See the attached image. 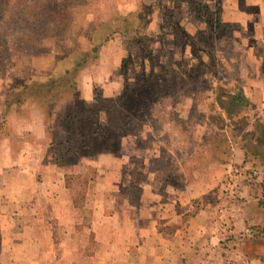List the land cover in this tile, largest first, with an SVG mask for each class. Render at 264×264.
<instances>
[{
    "label": "crops",
    "instance_id": "obj_1",
    "mask_svg": "<svg viewBox=\"0 0 264 264\" xmlns=\"http://www.w3.org/2000/svg\"><path fill=\"white\" fill-rule=\"evenodd\" d=\"M158 1L190 35L205 24L188 0ZM213 2L243 52L240 88L264 115V0H206V5ZM159 10L152 4L147 33L161 20ZM114 50L110 59L119 79L122 52ZM108 55L102 46L98 62H104V71ZM82 73L75 95L85 104L93 87L82 82ZM2 100L0 264H264V243L243 245L238 239L251 228L264 229V202L250 195L248 186L237 200L216 192L219 184L228 187L222 181L228 164L209 163L201 175L179 185L168 178L167 165L153 166L158 153L146 149L139 165L132 161L137 134L125 136L126 153L103 150L87 156L82 147L77 155L58 159L49 110L54 113L64 100L50 109L28 101L19 109H3ZM73 173L85 180L80 204L72 190ZM135 182L141 192L132 199L124 188ZM89 242L94 249L87 253Z\"/></svg>",
    "mask_w": 264,
    "mask_h": 264
},
{
    "label": "rangeland",
    "instance_id": "obj_2",
    "mask_svg": "<svg viewBox=\"0 0 264 264\" xmlns=\"http://www.w3.org/2000/svg\"><path fill=\"white\" fill-rule=\"evenodd\" d=\"M192 1V5L188 3L205 24L196 33H187L186 37L182 34L183 28L180 25L181 31L176 30L172 24L164 23L168 19L178 24L172 19L170 7L158 0H37L35 4L17 0V4L21 3L22 7L31 6L21 12L24 19L22 25L26 27L30 21L37 20L42 12L50 13V20L46 22L50 21L51 24H41L38 27V31L44 27L42 44L28 41L18 56L0 66V89L7 88L14 80L29 73L49 72L55 59L70 48L89 50V36L92 35L95 44L103 43L99 47L106 48L109 64L104 71V62L92 60L93 55L90 54L82 69L85 78L81 80L83 83L86 80L87 86L90 83L92 87L95 85L105 99L118 97L125 87L119 110L136 123L131 125V129L111 131L106 128L103 115L98 111L99 104L92 103L93 96L91 102L82 104L76 93L73 96L67 93L69 95L64 102L59 103L61 106L58 105L52 113L51 118L56 121L52 127L54 142L68 140L74 146L77 144L75 135L83 134L90 136L86 143H92L94 149L87 148V156L103 150L126 153L124 144L129 137L125 136L137 134V141L132 144L137 155L133 156L132 161L139 165L146 149L158 153L159 157L153 160V166L162 168L167 165L168 178L178 181L179 185L181 179L191 180L201 175L209 163L223 165L218 161L210 162L209 159L213 153L220 156L219 152L229 146L228 155H221L227 157L225 163L229 166V171L223 175L225 178L222 180L223 183H228V187L226 190L221 189L219 184L216 192L225 193L233 188V199L237 200L241 198L238 197L239 193L248 186L250 195L264 202V149L255 141L259 130L264 126V115L252 105L249 108H236L228 117L217 102L219 99L226 104L227 99L223 96L242 85L239 66L243 52L235 40L234 29L229 24L218 23V2L206 5V0ZM10 2L11 0L8 1L7 8L12 10L14 7ZM154 3L160 5L161 20H158L155 31L147 33L146 27L153 21L147 19ZM138 12L146 14L147 19L139 26L138 34H135L134 29L139 22L136 20ZM23 32L26 33L25 39L38 37L34 30ZM107 45L111 47H106ZM116 48L121 49L122 59L127 62L130 60L126 80L122 78L121 68L119 79L112 69L114 62L110 58ZM33 52L36 54L30 55ZM113 88L115 90L110 93ZM5 95V91L0 92V100ZM69 106L89 112L92 118L97 116L96 125L91 120L83 119L73 125L60 124L64 110ZM219 115L222 117L217 118ZM256 117L261 121L256 122ZM223 124H227V142L217 136L221 134L222 131L218 128ZM123 126L127 128L128 125ZM94 132L97 136L100 134L99 141L92 135ZM131 139L134 140L133 137ZM63 146L65 145H57V148ZM255 152H259V159L250 155ZM79 169L80 166L74 172ZM141 171H136L137 175ZM70 176L74 196L80 204L81 197L77 193L81 188L85 189L86 185L78 180V173ZM89 176L92 174L83 178ZM124 191L135 199L141 188L135 182L126 186ZM91 249H94V244L89 242L87 253Z\"/></svg>",
    "mask_w": 264,
    "mask_h": 264
},
{
    "label": "trees",
    "instance_id": "obj_3",
    "mask_svg": "<svg viewBox=\"0 0 264 264\" xmlns=\"http://www.w3.org/2000/svg\"><path fill=\"white\" fill-rule=\"evenodd\" d=\"M8 1L9 0H0V66L10 61L12 57L18 56L19 53L24 50V45L28 41L35 42L38 45L42 44L44 41L42 36V30H44V27L39 31L38 27L41 24H51L50 21L46 22V20H50V13L42 12L37 16L36 19L43 21L38 22L37 20H28L30 21V23H27L25 27L24 25H22V21H24V19L21 12H25L24 9H30L31 6L28 5L26 7H22L20 6V2V4H17V0H11L10 5H13L14 7L11 10L10 8H7V4H9ZM24 1L35 4L37 0ZM188 2L190 4L194 3L192 0ZM146 17L147 15L144 13L142 14L141 12H138V14H136V20H139V22L134 29L135 34H138V28L141 24L144 23V20L147 19ZM164 23L172 24V26L176 30L181 29L179 24H176L172 20L165 19ZM218 23L222 22L219 20ZM24 30H26L27 33L28 31L34 30L37 33L38 37L32 36L25 39L26 33L23 32ZM181 32L184 36L188 37L187 32H185L184 30H182ZM89 38L91 44V48L89 50L84 51L78 47L70 48L66 52H63L59 57H57V59H55L53 66L48 73H29L23 78L14 80L12 84L7 88H1L0 92L4 93L5 91L6 93L5 97L2 100L3 109L11 105H15L16 109H19L27 101L34 102L37 105L44 107L47 106V108L50 109L53 105L59 103L61 100L63 101L64 99H66L67 95L71 94L73 96L77 90V77L80 71H82L83 69L86 57L92 54V60L98 59V51L100 48L99 46L103 44H95L94 37L92 35H90ZM32 54L36 53L33 52L30 55ZM129 62L130 60H128L127 62L126 59H122L121 61V74L124 80H126L127 77V65L129 64ZM124 88L125 87H123V89ZM123 89L119 93L118 97H113L111 99L102 98L95 85L93 86L92 90V103L99 104L98 111L103 115L104 121L107 124L106 128L114 132L121 131L122 129H131V125L136 123L133 119H128V117H126L124 113L119 110V104L122 102ZM223 97L227 99L226 104L221 103L218 98L216 99H218L217 102L219 108L221 110H224L225 113L228 114V117L230 114H232L233 111H235L236 108H249L252 106L249 99L244 95L240 87L228 91V94L224 95ZM103 103H107V105H104ZM51 111L52 110H49L50 117H52ZM64 111L65 113L63 118L59 120V123L62 125H73L80 119H83V121L91 120L93 121V125H96L97 116H95V118H92L91 116H89V112H84L82 109H78L76 107H69ZM221 117L222 116L220 115L217 116V118ZM53 121L56 122L55 119H53ZM255 121H261V119L259 117H256ZM123 125L128 126L127 128H125L126 126L124 127ZM225 127H227V124H223V126H220L218 128L222 132L217 136L227 142V139L229 141V134L228 130L225 129ZM1 128L2 124L0 123V131ZM96 134L97 133L94 132V134L92 135L97 138V141H99L100 134H98V136ZM89 137V135L85 136L83 134H76L75 139L77 144H74V146L73 143H70L68 140L54 142L56 146L62 144L65 145L63 147L57 148V150L60 151V154H58V159L59 157L63 158L64 155L78 153V151L82 147L91 148L92 150H94L92 148V143H86V140H88ZM255 141L257 142L258 146L264 149V126H262V129L259 130V136L255 137ZM228 147L229 146H225V149L219 152L220 156L218 154L214 155L213 153L209 161H218L220 163H225L227 157H221V155H228ZM63 152H65V154ZM245 155H248L247 152H245ZM250 155H252L254 158L259 159V152H255ZM82 184H85V180L82 181ZM78 194H81L82 200V197L84 196V187L79 190ZM238 239L242 241L243 245L246 244V241H260V243H264V229L251 228L249 229L247 234L244 233L243 235L239 236ZM243 245L241 247H243Z\"/></svg>",
    "mask_w": 264,
    "mask_h": 264
},
{
    "label": "built area",
    "instance_id": "obj_4",
    "mask_svg": "<svg viewBox=\"0 0 264 264\" xmlns=\"http://www.w3.org/2000/svg\"><path fill=\"white\" fill-rule=\"evenodd\" d=\"M229 194L232 195V196L235 194V191H234L233 188H231V189L229 190Z\"/></svg>",
    "mask_w": 264,
    "mask_h": 264
}]
</instances>
